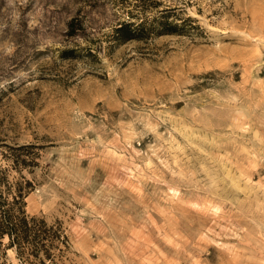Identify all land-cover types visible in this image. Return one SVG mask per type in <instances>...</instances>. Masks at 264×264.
I'll list each match as a JSON object with an SVG mask.
<instances>
[{
	"label": "rangeland",
	"instance_id": "1",
	"mask_svg": "<svg viewBox=\"0 0 264 264\" xmlns=\"http://www.w3.org/2000/svg\"><path fill=\"white\" fill-rule=\"evenodd\" d=\"M156 1L0 0V174L65 264H264V0Z\"/></svg>",
	"mask_w": 264,
	"mask_h": 264
},
{
	"label": "trees",
	"instance_id": "2",
	"mask_svg": "<svg viewBox=\"0 0 264 264\" xmlns=\"http://www.w3.org/2000/svg\"><path fill=\"white\" fill-rule=\"evenodd\" d=\"M150 3L134 0V8L127 10V18L114 27V39L123 42L144 38L149 33L177 32L178 24L168 20L172 8H163L157 14H150L147 9L157 1L150 0ZM68 25V33L73 34V18ZM27 146L9 148L18 151ZM13 161L18 165L27 162L19 155ZM29 185L28 180L9 182L0 174V264H7L8 249L14 250L23 264H65L66 253L71 246L69 236L60 220L48 221L43 215L26 211L24 198Z\"/></svg>",
	"mask_w": 264,
	"mask_h": 264
}]
</instances>
